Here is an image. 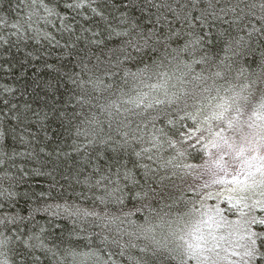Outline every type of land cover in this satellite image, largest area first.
Segmentation results:
<instances>
[{
  "label": "snow or ice",
  "instance_id": "6c2138e0",
  "mask_svg": "<svg viewBox=\"0 0 264 264\" xmlns=\"http://www.w3.org/2000/svg\"><path fill=\"white\" fill-rule=\"evenodd\" d=\"M13 50L72 67L0 84V264H264V0H0Z\"/></svg>",
  "mask_w": 264,
  "mask_h": 264
},
{
  "label": "trees",
  "instance_id": "16d2710c",
  "mask_svg": "<svg viewBox=\"0 0 264 264\" xmlns=\"http://www.w3.org/2000/svg\"><path fill=\"white\" fill-rule=\"evenodd\" d=\"M136 15H139L137 13ZM150 27V25H148ZM117 47L116 44L109 42L108 48H115ZM31 50V49H29ZM105 53L108 52V49L104 50ZM37 56H40V53H35ZM60 53L59 52H51L44 56H40L37 60H32L30 57L27 58L23 66L20 65L21 60H25L24 53H17L15 50L10 54L9 59H11L14 63L17 64V67L12 69L11 72L5 73L0 71V84L7 83L13 86H22L23 84L27 83L29 85H34L36 81L41 82V84L53 80L58 77L59 73L56 69H60V72L66 71L70 69L71 65H62L60 62ZM48 65H52V70L49 69ZM78 71V69H77ZM21 73L23 76L21 77ZM107 81V78L105 77ZM63 91V88H61ZM67 94H65L66 96ZM56 129L57 131L61 132L63 135L62 130H60L59 125L53 123L52 127L49 129L51 135L56 136V132L53 131ZM30 183L34 186L37 192L43 191L48 197V203H56L59 202L61 204L67 203H75L80 204L81 206H92L91 201H82L80 197L77 195L82 191V188L79 185H76L74 181H64L61 180V183L56 186L55 189L49 191V181L44 177H32L30 178ZM62 185V187H61ZM27 185L22 186L19 190L23 191L27 188ZM23 203V201H22ZM24 214H27V205H25ZM37 219L40 220L41 224L46 223L48 217L44 216H37ZM60 227L53 229L56 233V238L60 237V234L63 233L64 239L67 241L69 239L68 233L72 229V221L60 219L56 221ZM98 231V229H97Z\"/></svg>",
  "mask_w": 264,
  "mask_h": 264
}]
</instances>
